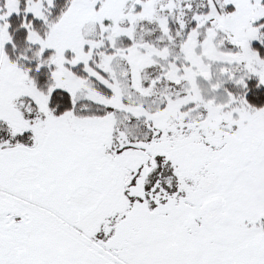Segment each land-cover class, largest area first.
Masks as SVG:
<instances>
[{
	"label": "snow or ice",
	"instance_id": "obj_1",
	"mask_svg": "<svg viewBox=\"0 0 264 264\" xmlns=\"http://www.w3.org/2000/svg\"><path fill=\"white\" fill-rule=\"evenodd\" d=\"M0 264H264V0H0Z\"/></svg>",
	"mask_w": 264,
	"mask_h": 264
}]
</instances>
